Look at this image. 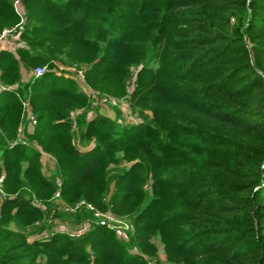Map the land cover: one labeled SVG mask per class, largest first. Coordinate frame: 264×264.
Listing matches in <instances>:
<instances>
[{"label":"trees","instance_id":"1","mask_svg":"<svg viewBox=\"0 0 264 264\" xmlns=\"http://www.w3.org/2000/svg\"><path fill=\"white\" fill-rule=\"evenodd\" d=\"M18 2L23 15L0 0V34L21 44L0 51V82L16 86L0 92V264H150L156 243L171 264H264V0ZM72 67L103 96L128 94L142 121L84 111L73 132L89 102ZM24 100L36 129L17 142ZM57 192L126 218L128 240L85 207L60 212L92 220L81 234L30 240L58 216Z\"/></svg>","mask_w":264,"mask_h":264},{"label":"rangeland","instance_id":"2","mask_svg":"<svg viewBox=\"0 0 264 264\" xmlns=\"http://www.w3.org/2000/svg\"><path fill=\"white\" fill-rule=\"evenodd\" d=\"M18 2L19 0H14L13 6L14 9L16 10V12H18L20 15L24 14V9L22 8V5L20 3L16 4L15 2ZM23 22V21H22ZM4 35L2 38H0V50H9V51H15L16 48H18L21 44L18 43V32L11 30V31H5L3 32ZM62 67V66H61ZM26 69H24L25 71ZM83 68H77V67H72L69 69L70 73L64 74L65 77H71L73 78L77 83L79 82L81 84V80L79 79V75L78 72H82L83 75ZM23 71V72H24ZM32 72L33 69H30L29 72H25L23 74H25V76H27L26 78H30L32 76ZM60 74V73H58ZM31 79V78H30ZM134 79L135 77L132 76V79L130 80V82L127 85V92L129 93L131 91V89L134 87ZM84 85L87 86V84L85 83V79H84V75H83V81ZM82 84L79 86V89L82 91ZM88 87V86H87ZM0 88H4L7 89L9 87L4 86L1 84L0 82ZM89 88V87H88ZM83 92V91H82ZM88 97V102H89V106L87 108L84 109H76L72 112V124H71V130L74 132L77 130V123H76V117L77 115L83 114L84 111H86V115L85 118L88 119L90 118L92 115L102 112V111H109V113L111 115H114L116 117V119L118 120V122L122 125H135L140 123L142 120L138 115H135L132 113L131 110V105L128 101V94H126L125 97H121V98H115L112 96H103L98 92H95L93 90H91L89 88V93L87 94ZM111 98L114 99L116 101L115 106H113L112 104L108 103V102H103L102 99L103 98ZM26 101V102H25ZM27 103L26 105L22 106V109L24 110L23 113L25 115H27L26 112L27 109H29L32 113V115L35 117V115L32 112V108L30 106V103L28 100H24L22 101V103ZM26 110V111H25ZM28 110V111H29ZM29 124V122L27 121V118L25 116V118L21 121L19 128L21 129L22 135L25 136V127H27V125ZM34 127H36V124L33 125ZM74 126V129H73ZM18 133V131H17ZM77 136V135H76ZM75 136L76 140V144H79V140L78 138ZM122 165L126 166L127 164L122 163ZM41 166H42V172H44L45 175H50L55 173V161L54 160H43L41 162ZM58 193V192H57ZM52 206L53 208L56 210V215H58L57 217H55L54 220L51 221V223H47L48 225H45L44 228H47V230L42 231L41 234H37V229L34 228H30L28 230V232H30L31 236H30V240L37 238V237H43L49 233H51L52 231H64L67 232L69 234L75 235V234H81L84 230V228L89 227L92 224V220L88 221H82V222H76L74 221V217H64L60 212H62L63 207L66 206V204L64 202L61 201V199L56 196H54V199L52 200ZM39 206V205H38ZM81 208V207H80ZM78 208V210L80 209ZM64 213H67L63 210ZM70 214V213H69ZM75 214V213H73ZM106 218L107 223L110 224V226H113V228H111L114 233L115 236L121 239H125L128 240L129 238V234L128 232H130L129 230L132 231L131 228H129L128 230L125 229L126 226L128 227H132V225L127 221L126 218H121V217H115L113 216V214L110 213V211H104V213H102ZM84 216L82 215V217L80 218V220L83 218ZM41 228V227H40ZM157 245V255L151 260L150 264H171L168 262L164 251H163V247L162 245H160L159 243H156Z\"/></svg>","mask_w":264,"mask_h":264},{"label":"built area","instance_id":"3","mask_svg":"<svg viewBox=\"0 0 264 264\" xmlns=\"http://www.w3.org/2000/svg\"><path fill=\"white\" fill-rule=\"evenodd\" d=\"M15 3L18 4L19 2L16 1ZM3 35H4V33L0 34V38H2ZM45 72H46V68H45V67H43V66H38V67H36V68L33 70V72H32V76H31V77H33V78H38V77L42 76ZM78 75H79V77H80L79 79H80L81 81H83V75H82V72H78ZM2 89H4V88H2ZM102 101H103V102H108V103L112 104L113 106L117 105V104H116V101H115L114 99H111V98H107V97H106V98H103ZM22 104H23V105H26L24 102H23ZM25 116H26L27 121L29 122V124H31V125H35V124H36V119H35V117H34L33 115H28V114L25 115V114L23 113V119L25 118ZM73 129H74V126H73ZM23 137H24V136L22 135L21 129L19 128L18 133H17V140H16V141H17V142H22V141H23ZM55 196L58 197V196H59V193H56ZM80 207H85L86 209L92 211L93 216L97 219V223H98L100 226H106V227H109V228H113V226H110V224L107 223V221H106V218H107V217H105L101 212L95 210L91 205L86 204L84 201L79 202V203H78L76 206H74V207H71V206H64V207H63V210H64L65 212H67V213L73 214V213H75V212L78 210V208H80ZM129 228L132 229V227H128V226L125 227V229H127V230H128ZM129 231H131V230H129Z\"/></svg>","mask_w":264,"mask_h":264},{"label":"crops","instance_id":"4","mask_svg":"<svg viewBox=\"0 0 264 264\" xmlns=\"http://www.w3.org/2000/svg\"><path fill=\"white\" fill-rule=\"evenodd\" d=\"M0 51H9V50H0ZM9 52H12L14 55H15V51H9ZM22 70V74L23 73H25L26 71H24V69L22 68L21 69ZM24 71V72H23ZM27 76H25V74H23V77H22V82H28L29 80H30V78H33V77H30V78H26ZM78 84H79V86L82 84V91L87 95L88 93H89V88L86 86V85H84V83L81 81V84L78 82ZM11 88H16V86H14V87H11ZM10 87L9 88H7V89H5V90H9V89H11ZM4 89H2V88H0V92L1 91H5ZM26 102V101H25ZM27 104V103H26ZM22 106H23V104H22ZM29 109H27V111L26 112H28V113H26V114H28V115H32V113H31V111L29 110ZM24 111V110H23ZM34 114V113H33ZM99 114H102V115H104V116H107V117H109V118H112V119H116V117L114 116V115H111L110 113H109V111H102V112H99ZM94 115H92L90 118H88V119H91L92 117H93ZM35 129H36V127H34L33 125H31V124H28L27 125V127H25V131H24V133H25V135H28V136H30V135H32L33 133H34V131H35ZM78 145V144H77ZM54 160L50 155H48V154H46V153H42L41 154V157H40V162H42L43 160Z\"/></svg>","mask_w":264,"mask_h":264}]
</instances>
